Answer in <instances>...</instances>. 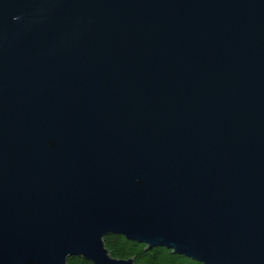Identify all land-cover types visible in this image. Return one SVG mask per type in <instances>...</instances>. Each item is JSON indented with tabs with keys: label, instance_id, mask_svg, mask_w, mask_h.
<instances>
[{
	"label": "water",
	"instance_id": "1",
	"mask_svg": "<svg viewBox=\"0 0 264 264\" xmlns=\"http://www.w3.org/2000/svg\"><path fill=\"white\" fill-rule=\"evenodd\" d=\"M110 234L264 264V0H0V264Z\"/></svg>",
	"mask_w": 264,
	"mask_h": 264
},
{
	"label": "trees",
	"instance_id": "2",
	"mask_svg": "<svg viewBox=\"0 0 264 264\" xmlns=\"http://www.w3.org/2000/svg\"><path fill=\"white\" fill-rule=\"evenodd\" d=\"M103 243L111 256L115 258H132L138 264H203L196 260L174 253L172 250L156 246L146 248L144 243L126 239L122 235H106ZM69 264H92L78 256L67 258Z\"/></svg>",
	"mask_w": 264,
	"mask_h": 264
}]
</instances>
